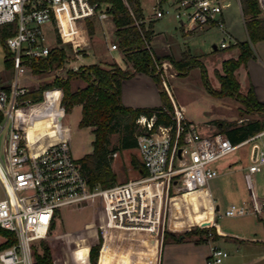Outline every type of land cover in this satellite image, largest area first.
Returning a JSON list of instances; mask_svg holds the SVG:
<instances>
[{"label":"built area","instance_id":"obj_1","mask_svg":"<svg viewBox=\"0 0 264 264\" xmlns=\"http://www.w3.org/2000/svg\"><path fill=\"white\" fill-rule=\"evenodd\" d=\"M230 0H154L152 13L145 21L159 19L173 12L184 31L216 28L225 37L219 44L227 48L236 43L225 29L224 9ZM264 11V0H258ZM109 17V4L98 0H0V25H12L13 33L5 39L12 62V80L0 85V131H5L3 154H0V228L14 234L15 240L0 248V264H33L32 246L44 239L57 211L63 207L97 199L101 204L102 228L141 231L150 236L163 232L165 207L170 191L184 193L205 188L218 175L211 164L242 145L249 144V172L264 165V128L233 143L223 133H200L193 125L184 132L182 110L174 107L171 125H155V115L136 119L143 129L137 135L136 150L145 170L133 180L108 187L90 188L73 157L69 143L59 138L37 151H28L22 132L14 125L15 113L25 108L34 114L45 102H31L20 97L25 93L22 78L32 60L64 50L63 65L48 73L63 75L88 64L85 53L89 47L88 22L94 29ZM67 24L65 37L63 23ZM53 32L51 36L50 33ZM228 40V41H226ZM110 50L117 48L110 43ZM167 60L156 63L162 78ZM163 83L165 84L164 80ZM5 85L9 89H5ZM52 115L59 123L63 111L58 105ZM51 119V123L52 122ZM116 152L113 153V156ZM248 212L245 203H231L223 214L228 217ZM7 238L0 235V245ZM228 252L211 246L206 264H222Z\"/></svg>","mask_w":264,"mask_h":264},{"label":"rangeland","instance_id":"obj_2","mask_svg":"<svg viewBox=\"0 0 264 264\" xmlns=\"http://www.w3.org/2000/svg\"><path fill=\"white\" fill-rule=\"evenodd\" d=\"M139 3L143 18L148 19L152 13L154 0H139ZM224 20L225 29L234 36L235 41H244L247 39L251 49L255 47L256 42L252 43L247 38L243 17L237 0H230V5L224 9ZM149 22H152V35L149 45L152 53L156 57L160 56L162 58L177 60L182 57L183 53H187L196 56L204 64L205 78H203L199 67L177 71L170 61L169 64H164L161 71L162 78L160 85L171 101L172 111L175 106L182 110L183 120L185 122L182 123L184 132L189 129L190 125H193L200 133L210 134L218 131L217 122L220 120H234L239 123L241 120L246 119H262L260 112L247 109L245 105L233 96H214L205 87V85H208L211 90L219 89V82L215 76V71L221 72V61L225 58L235 56L238 50L237 46H229L227 48L219 47L220 42L225 37L222 30L205 28L195 29L190 32L184 31L173 12L165 14L161 18L153 21H145L146 24ZM113 29L114 24L109 12V17L103 21L102 25L98 22L96 23L95 29L89 37V47L84 54L87 63L95 62L105 66V64L115 62L123 68L127 66L120 55L118 47L114 50L108 48L110 43L115 42ZM50 35L52 36L53 32ZM4 54V46L0 41V75L4 83H10L12 80V72L11 69L7 70L4 67ZM53 77V73L40 75H30L27 73L22 78V82L25 88L36 87L39 83L50 81ZM237 78L240 83L239 91L245 94L248 81L242 69L237 72ZM83 84L84 82L81 79H74L71 81V88L75 89ZM55 90L60 89L50 88L43 90L41 100L37 101L45 102L46 100L45 104L53 112L56 107L52 106H55L57 101L53 100L52 103V101H49V97L57 99L59 95L61 96L60 92L55 94ZM58 108L62 111L61 103H59ZM50 114L44 115L41 112L27 115L25 108L15 113L14 125L22 132L23 141L28 151L42 149L47 144L54 142L51 141L54 137L57 139L64 138L68 141L72 155L76 160L92 150L91 142L93 140V133L90 127L78 126L81 115L78 106H74L70 113L66 115L64 119L65 123H57V129L54 133H52L51 129L53 124H51L49 118ZM4 137L5 131H0L1 155L3 154ZM117 138L116 134L111 136L110 147L117 144ZM248 155L249 144H246L215 160L211 164L218 171V175L207 184L210 191L211 206L213 208L211 221L215 217L218 223L227 229L234 228V225L240 220L253 218L260 221V217L264 220V209L259 206L250 207L249 215L246 214L236 217H224L222 215L231 203L241 204L243 202L246 205L245 200L248 192L256 194L258 199L264 198V174L259 175L257 173L258 176H256L250 175L247 172ZM131 157L139 160L136 148L117 151L116 155L113 156L111 162L112 170L115 173L113 185L133 180L139 176L138 168H134L130 162ZM207 191L206 188L184 193L170 191L165 207L163 232L153 236V238H149V235L145 232H137L138 234L133 235L134 238H126L127 234L124 233L129 231L123 230L116 231L122 234L110 235L101 226V204L97 199H94L93 201L87 200L81 204L63 207L57 211L52 221V226L42 241L60 238L69 253L74 251L80 253L96 239L98 233H101L103 242L106 241V237L111 238L108 241V247L117 252L122 250L130 251L133 256L134 253L136 254L140 250L141 252L145 251L144 246L138 245V243L143 244L146 241L148 243V239H157L156 264H158L161 243H163L164 237V243L176 240L180 236L182 240L196 239L200 236L197 231L198 228L210 226L209 224L207 226L188 225L174 227L172 222V216L174 214L176 216H181V214L192 216L200 211L208 199ZM0 195H2L1 186ZM215 205L219 206L217 210L215 209ZM257 216H259V219ZM207 236L210 239L213 235L209 231ZM246 238L239 239V242H241V245L238 244L240 248L239 252H233L232 246L222 247V249L224 248L229 252V257L225 258L222 264H264V255L253 257L248 254L249 251L252 253L258 251L260 248L247 242ZM40 242V240L34 242L37 251H41ZM184 248L186 247H181L180 251ZM168 251L169 249L165 246L163 250V264L166 262V254Z\"/></svg>","mask_w":264,"mask_h":264},{"label":"trees","instance_id":"obj_3","mask_svg":"<svg viewBox=\"0 0 264 264\" xmlns=\"http://www.w3.org/2000/svg\"><path fill=\"white\" fill-rule=\"evenodd\" d=\"M109 4V12L114 24L113 37L119 52L127 66L125 68L112 62L105 64L88 63L82 65L78 70H68L63 75H56L50 81L39 83L36 87H26L21 99H28L31 102L40 101L42 91L50 88H59L62 91L61 107L63 112H69L75 105L81 106V116L78 121L79 127H90L93 133L91 142L92 150L85 153L77 161L81 171L90 188L108 187L113 185L115 173L112 170L111 162L113 153L125 149L136 148L137 135L143 129L136 123V119L144 115L150 117L155 115V125H171L174 129L175 121L172 118V104L165 90L160 85L161 77L156 71V63L168 60L177 70H188L192 67H199L203 78L205 68L201 60L196 56L183 53L182 57L175 60L171 58L156 57L150 48L149 41L152 35V22L146 24L143 20L139 0H98ZM243 15L244 26L250 42H257L264 39V12L258 5V0H238ZM94 26L88 22V32L92 34ZM13 33L12 25H0V41L4 46V67L9 70L12 62L5 46V39ZM231 46H237L239 53L236 58H227L221 61V72L215 71L219 82L218 90H211L208 85L206 89L214 96H233L239 100L247 109L261 113L262 119L256 118L238 123L234 120L218 121V132L223 133L233 143H238L248 136L264 128V103L257 101L249 87L245 94L239 89L240 85L235 76V70L253 55L250 43L236 41ZM66 53L59 50L58 53L49 54L45 58L32 60L27 73L40 75L48 73L63 65ZM142 72L152 77L161 99V105L155 107H130L121 102V81ZM81 79L84 84L75 89L71 88V81ZM3 78L0 75V85ZM24 85V83H23ZM6 90L8 85L4 86ZM3 113L0 111V121ZM54 119V116L52 117ZM52 119V133L57 129V123ZM117 135V144L111 145V136ZM54 135V134H51ZM57 140L56 137L51 141ZM131 164L138 168L140 174L145 170L140 160L131 157ZM52 226V223H51ZM199 237L193 239L195 243H203L209 240L207 234L210 231L212 238L216 234L214 226L197 229ZM0 235L7 240L0 245V248L10 245L14 240V234L0 228ZM41 251L32 246L33 264H99L103 263L106 241L103 244V236L98 233L96 239L87 247L83 253L70 252L66 249L60 238L49 241L40 240ZM165 237L163 239V243ZM100 254V256H99ZM70 255V258H69Z\"/></svg>","mask_w":264,"mask_h":264},{"label":"crops","instance_id":"obj_4","mask_svg":"<svg viewBox=\"0 0 264 264\" xmlns=\"http://www.w3.org/2000/svg\"><path fill=\"white\" fill-rule=\"evenodd\" d=\"M240 11H241V8H240ZM190 31H193V30H190ZM229 34L232 35L231 33ZM232 37L234 38L233 35ZM214 48L216 49V47ZM252 51H253V55L249 57L244 64H241L239 67L236 68L235 76L237 78V72H239V70L242 69L248 81L247 89L245 93L248 91L250 87L252 89L255 99L261 103H264V39L257 41L255 43V47H252ZM238 53H239V50H237L235 56L229 57V58H236ZM2 84H7V83L3 82ZM120 96H121V102L124 105L130 106L133 108L155 107V106L161 105L159 91H158V88L154 80L152 79L151 76L145 73H142V72L135 73L133 76L123 79L121 81ZM74 106L79 107L80 114H81V106L79 104H75ZM70 111L62 113V117H60L59 123H65L64 119L66 118V115L70 113ZM41 112H43L44 115L51 113L49 116L50 121H51L53 117L52 115L53 111L51 110L50 107L47 106L42 109L38 108V111L36 113H41ZM246 120H241L240 122L246 121ZM246 170L250 175L258 176L257 173H259V175L264 174V165H262L259 168V170H257L256 172H249L247 167H246ZM205 188L208 190L207 191L208 199L206 203L203 205V208L192 216L184 215V214H181V216H176L174 214L172 216L173 226L182 227V226H188V225H201L204 222L210 221L211 222L210 225L214 226L216 234L218 236L215 239H209L207 242H203V243H195L193 239L182 240L181 236L178 237L176 240H171L167 243H161V250H160L158 264H163V250L165 246L167 247V249H169L168 253L166 254L165 264H206V260L209 255L211 246L218 245L221 248L224 246H229V247L232 246L233 252H239L240 248L238 244L241 245L240 244L241 242H239V239H243L245 237H247L246 238L247 242L260 248L258 249V251H255L252 253H250L249 251L248 253L249 255L253 257L257 255H264V220L263 218L260 217L259 219V216H257V218L260 221H257L253 218L240 220L234 225V228H231V229H227L223 225L219 224L215 217L213 221H211V218L213 215V208L211 206L210 191L207 185ZM245 201H246L248 211L250 207L253 208L254 206L255 207L259 206L262 209H264V198L258 199L257 195L254 194L253 192H248ZM218 208L219 206L215 205V209L217 210ZM246 214L249 215L250 211L249 213L247 212ZM222 215L224 217H228V216H225L224 214ZM215 216H216V213H215ZM232 217H236V216H232ZM116 231H121V230H111L108 232L110 233V235L122 234L121 232L117 233ZM137 232H141V231H129L124 234H127L126 238H134L133 235L138 234ZM149 238H153V236L149 235ZM103 245H104V242L102 244V247ZM138 245H143L145 251L141 252L140 250L136 252V254L134 253L133 256L131 255L130 251L122 250L120 252H117L111 249L110 247H108L107 245L105 249L104 257H103V263L104 264H156L157 239L155 240L148 239V243L146 241L143 244L138 243ZM183 246L186 248L180 251V248L181 247L183 248ZM87 247L85 248V250L87 249ZM185 249L187 250L185 251ZM85 250H83V252ZM83 252H80V253H83ZM227 257H229V252H228Z\"/></svg>","mask_w":264,"mask_h":264},{"label":"bare ground","instance_id":"obj_5","mask_svg":"<svg viewBox=\"0 0 264 264\" xmlns=\"http://www.w3.org/2000/svg\"><path fill=\"white\" fill-rule=\"evenodd\" d=\"M63 30L65 31L66 30V32L64 33L65 34V37H68V32H67V24L64 22L63 23ZM187 192H191V191H187ZM110 239L111 238H109V237H106V243H107V245H108V241H110Z\"/></svg>","mask_w":264,"mask_h":264},{"label":"water","instance_id":"obj_6","mask_svg":"<svg viewBox=\"0 0 264 264\" xmlns=\"http://www.w3.org/2000/svg\"><path fill=\"white\" fill-rule=\"evenodd\" d=\"M210 223H211V222L208 221V222H204V223H202L201 225L207 226V225H209Z\"/></svg>","mask_w":264,"mask_h":264}]
</instances>
